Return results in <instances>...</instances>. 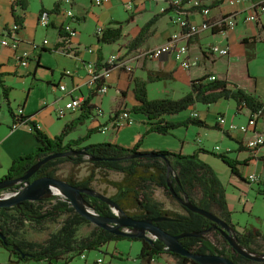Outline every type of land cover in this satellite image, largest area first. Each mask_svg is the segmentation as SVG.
<instances>
[{
	"label": "crops",
	"instance_id": "1",
	"mask_svg": "<svg viewBox=\"0 0 264 264\" xmlns=\"http://www.w3.org/2000/svg\"><path fill=\"white\" fill-rule=\"evenodd\" d=\"M28 1H30V4L33 2L36 6V10L30 12V14L29 11H27L28 7L24 13L20 7H16L14 11L13 0H0V34L6 28L12 26L15 23V15L24 14V26L18 32V38L20 39L19 52L29 51L33 42L40 43L44 39H47L46 37L48 36L49 31H52L51 38L53 39L50 41L47 39L49 41V45L40 52L33 53L28 65L26 66H22L17 62L14 57L13 50L0 46V74L4 84L11 88L9 92L11 109L14 111L15 106H21L24 110V115L31 116L30 119L35 121L39 128L44 130L51 137L59 134L64 128L65 124L76 120L82 112V110L77 112H69L64 118H58L55 115V109L63 106L65 102L71 97V95L79 96L82 94L86 98L91 92H94L86 84L87 70L83 64L84 60L92 58V56L85 51H82V48L85 46H82L81 40L78 39L79 35L77 36V40L74 38L71 39L72 46L78 45L79 48H81L80 53H78L76 57L66 56L60 50V48H65V45L67 44L66 37L59 34V27L68 20L63 15V12L67 9H72L74 13L73 21L78 26V29L81 25V22H87L89 18H92L94 22L92 33L95 28L97 29L98 26H102L104 30L107 28H116L121 26L122 38L113 44L99 43L96 30L93 33V38L95 41L93 42L94 44L91 43L89 45L97 48L102 54L103 59H105L111 53H114L113 51L119 50L120 43L128 44V46H125V48L122 47L123 50H119L120 52H127V50H129V43L137 35L145 23L149 21L154 15L162 12L166 8H169L168 3L165 0L151 2H141L137 0V2L133 3L135 6L134 10L131 11L127 10L124 6V4L130 0H118L121 10L123 9L125 12L126 10L131 12L128 18L126 16L124 19H122L119 17L117 11L118 9L116 8V5H114L113 0H109L102 7H99V10H96V8L93 6L92 0H69V2H67V0ZM262 1L264 0H249L246 4H239L235 7H231L228 5V0H203L202 2L201 0H189V19L192 22L198 24L202 22L203 17L201 16L200 12H198L196 16H192L191 14V11L195 10L193 7L198 5L201 7L203 6L201 9L205 7L209 8L210 18L212 19L218 18L222 14L234 9L242 11L243 14L240 16L237 24L234 27L238 26L239 24L244 27L242 34L239 32L238 38L240 44L243 45V52L245 55L243 61H245L246 65L248 64V66L251 67L257 58V50L259 45L264 42L257 40L259 36L262 37L261 35H264V15H261L260 20L257 22H246L244 20V9L250 2L259 3ZM56 4H59L60 12L52 13L50 15L51 24L47 28L40 26L38 23L40 10L42 8L51 10ZM145 14L147 17L144 19V21L142 23H138L137 17L139 15ZM28 15H30V19L28 18ZM173 15L174 12L170 11L168 14L162 16L153 25L151 37H149L143 45L135 49V51L159 46L163 44L171 34L176 32L178 30V26L172 22ZM165 19H168L170 27L166 30H161V23ZM125 23L129 25L127 28ZM172 27L173 29H171ZM234 27L228 28L225 31H219L217 33H214V31H206L200 36L190 40V53L192 52L191 49L195 50L197 48L198 51L197 55H191L194 60L192 67L195 66V62L200 64L193 71H191L192 67L189 70L181 68L172 55H164L158 59H141L136 63L133 62V69L131 73L124 70L114 69L109 80L110 89L108 93L103 96L96 94V96L91 100V104L95 105V109L92 110L90 116L84 121L83 124L77 125V127H75V129L66 136L65 142L82 138L90 129L95 128L98 129V131L91 134V136L85 140L81 146L111 140L126 146L133 145L136 142V139L133 142L124 141L120 136L122 129L133 125L134 120L139 121L142 123V125L135 129V133L139 135L148 129L149 126L146 123L148 119L143 114L130 111L132 123L125 126L123 124H115L117 121L113 120V116L118 111H129V108L138 104V101L135 98L134 82L132 79L134 77L148 79V73L150 71H163L171 73L172 75V78L149 82V84L155 82L160 84L159 91L164 93L165 97L163 98H171L169 96L175 92L179 85H185L187 92H189L192 80L200 78L204 75H210L215 76L216 78L227 79L233 83H236L249 93L256 95L261 101H264V74L256 73L251 68L245 83H240L237 81L235 82V80H233L231 77L215 71V69L212 67L216 63L217 59L222 57L210 56L205 52L206 48L210 44H228L230 48L231 45L229 38L230 35L234 33ZM50 28L53 29L50 30ZM247 30L252 31L248 32ZM245 31H247V33ZM78 33L81 34V31L79 30ZM215 35L221 36L218 42H215V40L213 42H205L206 39H209ZM244 38H255L257 40V43H255L253 49H248L245 47V45L242 43ZM109 45L112 46V49L107 52L106 46ZM231 48L228 61L232 60ZM247 51H250L254 54L251 60L247 59ZM47 53H49L48 55L53 53V55L58 58V62L54 67L46 60L45 57ZM62 59L63 61H73L74 67L72 69L67 67L68 64L66 62L62 63ZM65 70H71L72 75L66 76L64 74ZM209 77L207 80H209ZM15 79L23 82L25 81L28 88L27 92L23 93V96L19 101H16L12 92L14 90L13 85H15L13 80ZM39 80L44 81L45 88L48 91V96L45 100L41 101L38 106H35L30 100L34 87L39 85ZM60 84H65L67 89L70 91L74 86H78L79 88L69 94L59 90L58 85ZM149 84L148 95L150 94ZM109 94L110 103L108 110L105 113L103 104L104 96ZM222 103H227L226 105H232L234 112L231 113L227 107L224 106L225 104ZM200 104L206 105L203 106L206 108V110L199 108ZM3 106L6 109V113L1 112ZM96 108H101L102 115L96 116ZM189 109L191 111L188 116L186 115L185 117H181L179 116L180 114H176L168 115L164 118L167 120L182 121L189 116H192L194 113H197L198 117L204 120L207 124L215 125L219 116H224L228 122L234 121L236 114H240L244 110L248 112V119L251 117V111L247 108H244L242 111L238 112L236 110V103L234 100L221 99L220 101L211 104L196 103ZM50 112L58 119V121H60L58 129L52 132L49 131L48 125L44 121L45 115H50ZM134 114L140 115L141 117L136 119ZM118 122L120 123V121ZM12 123L13 116L9 112L6 100L3 96L2 88L0 87V178L7 173L9 167L16 157L28 154L32 152L34 148L40 146V142L33 135L28 124L23 123L19 128L12 130ZM104 127H107V129L105 132H102ZM108 127L113 128V134L109 138L102 139V136L100 137L99 134H106ZM181 128H184V126L174 130ZM174 130L168 135H163L157 132H151L147 134L149 135L148 140L142 144L141 149L150 151L180 150L185 154H192L194 151L200 148L207 150L208 152H201L199 156L203 161L210 164L214 168L223 182L231 212L232 223L236 230L239 232H245L249 229H253L259 230L264 234V193L259 192L264 187V146L258 149H252L245 145L247 140L253 139L257 134H264V115L257 119L255 132L249 131L245 134L235 132L232 134L220 131L218 129L190 125L189 127H185V130L182 132V134H176L177 139L175 138L176 140H174V142L172 140L173 146L170 145L172 147L169 145L166 146V138H164V136L173 135ZM190 131L192 132L189 134ZM212 135L217 137L215 141H211L209 139ZM224 135L227 136V139L224 137ZM192 141H194V143ZM218 141H221L225 147L223 151L221 150L220 146L215 145ZM179 143L181 144L180 146ZM209 152L225 153L230 158L238 160L239 163H237L235 171H233L220 158ZM253 173L258 177L256 182H251L249 180V175ZM165 256L166 262H170V264L178 263V260L176 261V259L172 258L173 260H170L167 254ZM99 257L100 256H97V258ZM97 258L89 260L87 254L86 259L82 257L84 260L83 264H100L97 263ZM136 261L137 264H139V260L136 259Z\"/></svg>",
	"mask_w": 264,
	"mask_h": 264
},
{
	"label": "trees",
	"instance_id": "2",
	"mask_svg": "<svg viewBox=\"0 0 264 264\" xmlns=\"http://www.w3.org/2000/svg\"><path fill=\"white\" fill-rule=\"evenodd\" d=\"M188 1L189 0L186 2ZM16 7H20L24 13L28 7V0H13L14 11ZM193 8L197 10L202 7L198 5ZM170 11H172V8H166L147 21L129 43V51H133L143 45L147 39L151 37L153 25ZM59 12V4H56L51 10L42 8L39 15L43 13L52 14ZM24 23V14L15 15L14 24L18 26L17 32L23 28ZM227 29L228 28H223L222 30L216 29L214 33ZM59 34L65 36L62 25L59 27ZM97 37L98 42L101 44H113L122 38V28L121 26L107 28L101 36L98 35ZM242 43L246 48L253 49L257 40L255 38H244ZM98 55L101 62L103 56L99 51ZM253 55L252 52L247 51L248 60H251ZM100 67H102V64H98V68ZM209 76L210 75H204L192 80L190 91L177 99H149L146 87L147 81L139 77H134L132 81L134 82V93L138 104L131 107L129 111L143 114L148 119L146 123L149 127L144 134L137 135L136 142L132 146H125L116 143L114 140L81 146L91 134L98 131V129L95 128L90 129L82 138L65 142L66 136L72 132L77 125L83 124L90 116L92 110L95 109V105L91 104V100L96 96L95 92H91L85 98L80 116L76 120L65 124L62 131L53 137L39 128L38 124L30 119L31 116L25 115L21 120L24 124L29 125L31 132L40 142V146L34 148L29 154L16 157L6 175L1 177L0 180L16 179L23 176L31 166L50 154L86 148L87 155L93 158H99L100 160H92L93 168L83 179L75 181L72 177H69L65 179L66 181L80 187H91V184L97 179V170L119 172L123 175L120 180L109 179L105 172L101 177L105 183L116 189V192L110 197L118 203L127 214L136 219L161 216L170 217L172 220L159 221L155 224L173 235L185 232L206 231L201 237L187 236L180 238V243L194 254H218L233 259L235 264L250 262L251 260L240 255L218 230L215 228L211 229L215 224L209 218L190 211L184 206V213L165 208L163 203L156 200L150 192L152 185H155L156 187L163 188L168 196L175 198L167 187L168 181H171L172 187L177 194L181 196L187 195L190 202L214 212V214L234 227L223 182L214 168L203 161L199 156L201 152L208 151L200 148L192 154H185L181 151H150L140 148L144 136L151 132L168 135L176 128L182 126L189 127L190 125L224 131L219 124L209 125L204 120L194 115L182 121L167 120L164 118L168 115L179 114L194 106L196 103L211 104L221 99L234 100L238 112L247 108L251 111V117L258 112H260L261 117L264 115V101H261L256 95L249 93L236 83L227 79L215 78L214 80H207ZM168 78H172L171 73L163 71H150L148 73V81ZM0 87L2 88L9 112L14 118L9 100L11 88L4 84V81L1 79V74ZM118 113L119 111L116 112L115 115ZM123 125L127 126L129 124L126 123ZM143 152L165 154L172 166V172L170 174L168 173V166L162 158H128L132 154ZM209 153L220 158L235 171L236 165L239 163L238 160L230 158L225 153ZM85 157V155H72L48 161L34 173L30 178V182L45 177H57L56 173L59 164L69 161L74 165H80L84 162ZM22 186L23 183H18L2 191L19 190ZM259 192L264 193V187ZM195 195L198 196L197 199ZM84 197L88 205L99 215H115L113 208L106 202L86 194H84ZM215 207L218 209V212L213 210ZM63 214H67V217L64 219L61 227L56 232L51 233L44 242L26 240L20 236V231L26 223L30 222L39 225L46 220L54 221ZM83 223L88 224L91 222L81 216L69 201L57 195L45 198L42 201H25L12 207H1L0 231L4 234L5 239H0V246L10 253L9 264H18L19 262H27L30 260L44 261L46 264H55L60 261V259H63L62 264H68L75 256L81 255L84 252L99 250L111 241L129 239L142 242L140 253L136 257V259L139 260V264H152L155 260L166 254L177 258V264H200L191 258L167 251L165 244L158 239L151 241L144 238H127L113 234L98 226H94L88 236L77 239V231ZM236 239L240 245L255 252L253 245H256L259 240L264 241V234L259 230L253 229H249L245 232L236 230ZM15 246L20 248L19 252L14 249ZM22 253H24L25 256H22ZM68 254H71V256L66 259L65 256ZM261 264H264V261L261 262Z\"/></svg>",
	"mask_w": 264,
	"mask_h": 264
},
{
	"label": "rangeland",
	"instance_id": "3",
	"mask_svg": "<svg viewBox=\"0 0 264 264\" xmlns=\"http://www.w3.org/2000/svg\"><path fill=\"white\" fill-rule=\"evenodd\" d=\"M202 1L203 0H201V2ZM113 3H114V5H116V8L118 9L117 11H118L119 17L124 19L126 16H127V18L130 16L131 12H129L127 10L125 12L123 9L122 10L120 9V6H119L120 3L118 0H113ZM28 5L29 6H28L27 11H29V14H30V12L36 10V6L33 2L30 4V1H28ZM94 7L96 8V10L100 9L98 6H94ZM191 12H192L191 13L192 16H196L198 14V12H200V9H197L196 11H191ZM146 17H147L146 14L145 15H139L137 17V22L142 23ZM28 18L30 19V15H28ZM125 24H126V28H127L129 25L127 23H125ZM169 25L170 24L168 22V19H165L164 21H162L160 28H161V30H166L170 27ZM72 26L75 27L77 30V33L73 38L75 40H77V36L79 35L78 39L81 40L82 46L87 47V45H89L91 43L94 44L93 42L95 40L93 38V36H94L93 33L96 30V28L94 29V31L92 33V29L94 28V22H93L92 18H89V20L87 22H81L79 29H78V26L74 22H73ZM51 29H53V28H50V30ZM171 29H173V27ZM243 29H244V27L241 24H239L238 26L234 27V29H233L234 33L230 35L229 39H230V45L232 47V48L230 47L232 60L228 61V56H229L228 55V56L217 59L216 63L212 66L215 69V71H218L221 74L227 75L228 77H231L233 80H235V82L237 81L240 83L246 82L247 75H248L251 68L256 73L264 74V42H262L259 45L258 50H257V58L254 61V63L251 65V67L248 66V64L246 65L245 61H243V58L245 57L244 52H243V45L240 44L239 38H238L239 32H240V34H242ZM79 30L81 31V34L78 33ZM247 31L249 32L252 30H247ZM247 31H245V32L247 33ZM261 36L262 37L259 36V38H257V40L264 41V35H261ZM51 37H52V31H49L48 36L46 38L50 41L51 39H53ZM220 37H221L220 35H215V36L210 37L209 39H206L205 42H209V41L213 42L214 40H215V42H218ZM125 46H128V44H124V43L121 44L120 43L119 50L120 51L123 50L122 47L125 48ZM89 47H91V46L89 45ZM83 48H82V51L84 52ZM110 49H112V46H110V45L106 46L107 52H109ZM80 51H81V48H80ZM80 51H79V53H80ZM191 51H192L191 52L192 56L197 55V52H198L197 48L195 50L191 49ZM113 52H117V51L115 50ZM129 52L130 51L127 50V52H125V54H128ZM48 54L49 53H47L45 58L54 67L58 62V60H57L58 58H56L53 55V53H50V55H48ZM61 61H62V63L66 62L68 64L67 67H69L70 69H72L74 67V63L71 60L70 61H68V60L63 61V59H62ZM195 63L196 64L194 67L191 68V71L195 70V68H197V66L200 65L198 62H195ZM38 79H41V78H38ZM143 80L147 81L146 87H147V91H148V84L150 81H148V79H143ZM13 83H15V85H13V88H14V90L12 91L13 95L15 96L16 101H19L20 98L23 96V93L27 92L28 88H27L25 81L23 82V81L15 79V80H13ZM159 87H160V84L158 82L149 84V91H150V94L148 95L149 99L165 97L164 93L159 91L160 90ZM186 92H187L186 86L185 85H179L177 87V89L175 90V92L173 94H171L169 97L179 98L182 95H184ZM47 96H48V91L45 88V83H44V81L39 80V85L34 87L30 101L33 105L38 106L41 103V101H43L47 98ZM109 103H110V94L104 96L103 104H104V112L105 113L108 110ZM222 104H225L224 106L227 107V109L231 113L234 112L232 105H226L227 103H222ZM203 106H206V105L200 104L199 108H202V110H206V108ZM14 109H17V107L15 106ZM102 110H103V108H102ZM190 111H191L190 109L182 111L179 113L180 114L179 116H181V117H185L186 115L188 116ZM1 112L6 113V109L4 108V106L1 109ZM121 112L122 111H119L118 115L114 116V119H113L114 121H117V118L121 115ZM134 117L136 119H139L141 116L134 114ZM248 117H249L248 112L246 110H244L240 114H236V117H234V121H235V123H247ZM260 117L261 116L259 115L257 117V119ZM257 119H256V123H257ZM44 121L47 123L48 129L51 132L56 131L58 129V126L60 125V121H58V119L56 117H54V115L51 112H50V115L49 114L45 115ZM115 124H117V123H115ZM141 125H142L141 122L134 120L133 125H131L130 127H126L124 129H122L120 136L126 142L135 141V139L137 137V134L135 133V129ZM112 130H113L112 127H108L106 134H99V135H100V137L102 136V139L109 138L113 134ZM184 130H185V127L181 128V129L174 130L173 135L164 136V138H166L165 145L166 146H168V145L173 146L174 140L177 139L176 134L177 135L182 134V132H184ZM145 132H143L141 134H144ZM191 132L192 131H190L189 134ZM215 134H218V133H215ZM148 137H149V135L144 136L143 143H145V141L147 142ZM224 137L227 139V136L224 135ZM209 139L211 141H215L217 139V137L212 135ZM172 140H173V142H172ZM192 142L194 143V141H192ZM180 145L181 144L179 143V146ZM215 145L220 146L222 151L225 148L221 141L216 142ZM172 146H170V147H172ZM141 147H142V145L140 146V148ZM255 149H258V148H255ZM164 151H180V150H164ZM92 168H93L92 160L88 156L85 157L84 162L80 165H74L72 162L65 161V162H62L61 164L58 165V171L56 173V175H57L56 178L65 180L66 178L72 177L75 181H79V180L83 179L84 177H86ZM97 172H98L97 173V179L91 184V187L94 190H96L100 193H103V194L105 193L108 196L113 195L116 192V189L114 187L108 185L107 183H105L101 176L105 172L109 179L120 180V179H122L123 175L121 173L115 172V171H108L107 172L106 170H97ZM150 192L156 200L163 203L165 208H168V209L180 212V213L185 212L183 205L176 198H172V197L168 196L165 193L163 188H159V187H156L155 185H152ZM58 196L60 198H62V196H60V195H58ZM195 197H196V199L198 198L197 195H195ZM213 210L215 212H218V209L216 207ZM66 217H67V214H63V215H60L54 221L46 220L39 225L36 223L28 222L21 229L20 236L26 240L44 242L49 237V235L51 233L56 232L61 227V225H62V223ZM94 226L95 225L93 223H88V224L83 223L77 231L76 238L81 239V238L88 236L91 233V231L93 230ZM141 246H142L141 241H133V240H129V239H121L119 241H111L108 244L104 245L99 250L87 251L81 255L75 256L72 259V261H70L68 264H83L84 260L82 259V255H85V259H86L87 254H88L89 260L96 259L97 256H100L99 258L103 259V263H100V264H137L136 257L140 253ZM253 249L256 253L263 254L264 253V241H258V243L256 245H253ZM70 256H71V254H68L65 256V258L67 259ZM9 257H10V253L5 248L0 246V264H9ZM168 257L170 260L176 259V261H177V258H175L172 255H168ZM62 262H63V259H60V261H58L55 264H62ZM261 262H263V261L251 260L250 262H244L241 264H261ZM18 264H46V262L30 260L27 262L22 261V262H19ZM152 264H170V262L169 263L166 262V256L164 255L163 257H160L157 260H155Z\"/></svg>",
	"mask_w": 264,
	"mask_h": 264
},
{
	"label": "built area",
	"instance_id": "4",
	"mask_svg": "<svg viewBox=\"0 0 264 264\" xmlns=\"http://www.w3.org/2000/svg\"><path fill=\"white\" fill-rule=\"evenodd\" d=\"M109 0H92L93 6L102 7ZM141 2H151L157 0H139ZM168 3L169 8H172L174 12L172 22L178 26V30L171 34L167 40L156 47L146 48L141 50H133L128 54L125 52H117L111 53L108 57L101 60L99 59L98 49L95 47H84V51L92 56V58L86 59L83 61V64L87 70V79L86 84L88 87L96 92L97 95L103 96L108 93L110 89L109 80L111 78L112 72L114 69L124 70L127 72H132L133 62L136 63L139 60L143 59H158L164 55H172L175 60L179 64V66L185 70H189L194 60L190 53V40L200 36L203 32L209 31L212 32L216 29L223 28H231L237 24L238 19L243 14L242 11L234 9L227 13L222 14L218 18L212 19L210 18V9L203 8L200 11L203 20L201 23H194L189 19V7L187 0H165ZM249 0H228V5L231 7H235L239 4H246ZM69 2V0H67ZM134 2L137 0L127 1L124 6L127 10L133 11L135 6ZM244 20L246 22H257L260 19L261 15H264V1L259 3L250 2L246 5ZM64 16L68 19L66 22L62 24L63 31L65 33V37L67 40V44L65 48H60L64 55L70 57H76L80 51L79 46H72L71 39L76 35L77 30L72 26L74 13L72 9H67L64 11ZM38 23L40 26L47 28L50 22V14L43 13L38 17ZM18 26L13 24L12 26L6 28L0 34V46L6 47L14 51V57L17 62L26 66L29 63L33 53L40 52L42 49L49 45V41L44 39L42 42L37 43L33 42L29 51L19 52L20 39L18 38ZM96 32L99 36H101L104 32V28L102 26H98ZM205 52L210 56H220L225 57L230 54V48L228 44H210ZM98 64H102V67L98 68ZM64 74L66 76L72 75L71 70H65ZM215 76H210L209 80H214ZM60 91L72 93L74 90L78 89V86H74L71 91L67 89L65 84L58 85ZM85 100L84 95L73 96L65 102L63 106H60L55 109V115L58 118H64L69 112H77L82 110V104ZM47 105V104H46ZM14 118L13 123L11 125V129L15 130L23 124L21 118L24 115V110L21 106L17 107L13 111ZM102 115L101 108H96V116ZM118 115V114H117ZM194 116H198L197 113L193 114ZM260 115V112L255 113L251 118L248 119L247 123H235L234 121H227L224 116H219L217 118V124H219L224 131L228 133L239 132L241 134H245L249 131L255 132L256 119ZM115 116V114H114ZM120 121V123L118 122ZM119 125L122 124H130L132 123V116L130 111L123 110L121 115L118 117L117 122ZM107 127L102 129V132H105ZM245 145L249 148H259L264 145V134H257L253 139H249L246 141ZM249 180L251 182H256L258 177L256 174H250ZM85 258V255H82ZM102 258H97V263H102Z\"/></svg>",
	"mask_w": 264,
	"mask_h": 264
},
{
	"label": "water",
	"instance_id": "5",
	"mask_svg": "<svg viewBox=\"0 0 264 264\" xmlns=\"http://www.w3.org/2000/svg\"><path fill=\"white\" fill-rule=\"evenodd\" d=\"M72 155H85L90 157V159L93 161L100 160L99 158H93L87 155L86 148L50 154L31 166L23 176L16 179L0 180L1 191L11 188L18 183H23V186L19 190L0 192V208L12 207L25 201H42L43 199L53 195H60L64 200L69 201L71 205L77 210V212L89 222L113 234L121 235L127 238H144L151 241L158 239L165 244L167 251L191 258L200 264H235L233 259L218 254H194L187 250L179 241L180 238L187 236L201 237L206 231L185 232L178 235L169 234L165 230L158 227L155 223L164 220H172V218L161 216L136 219L127 214L110 196L100 193L91 187H80L56 177H45L30 182V178L34 175V173L48 161ZM131 157L162 158L165 160L168 166V173L170 174L172 172V166L165 154L157 152H143L132 154L128 158ZM167 187L171 194H173L186 209L202 214L209 218L215 224L213 227H211V229H217L240 255L250 260L264 261V253L258 254L253 252L237 242L235 227L229 225L213 212L201 208L197 204H193L190 202L187 195L181 196L177 194L172 187L171 181H168ZM84 194L91 197H96L109 204L113 208L115 215L101 216L96 213L95 210L86 202ZM0 239H5V236L1 231ZM14 249L18 252L20 251V248L17 246H15ZM21 255L25 256L24 253Z\"/></svg>",
	"mask_w": 264,
	"mask_h": 264
},
{
	"label": "flooded vegetation",
	"instance_id": "6",
	"mask_svg": "<svg viewBox=\"0 0 264 264\" xmlns=\"http://www.w3.org/2000/svg\"><path fill=\"white\" fill-rule=\"evenodd\" d=\"M0 192H2L1 190H0ZM217 230V229H216Z\"/></svg>",
	"mask_w": 264,
	"mask_h": 264
}]
</instances>
